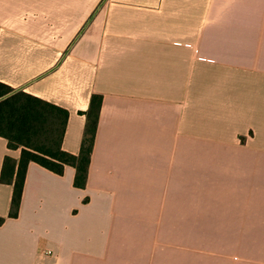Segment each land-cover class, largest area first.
Listing matches in <instances>:
<instances>
[{"label":"crops","instance_id":"obj_1","mask_svg":"<svg viewBox=\"0 0 264 264\" xmlns=\"http://www.w3.org/2000/svg\"><path fill=\"white\" fill-rule=\"evenodd\" d=\"M0 82L71 154L102 98L83 188L0 182V264H264V0H0Z\"/></svg>","mask_w":264,"mask_h":264},{"label":"trees","instance_id":"obj_2","mask_svg":"<svg viewBox=\"0 0 264 264\" xmlns=\"http://www.w3.org/2000/svg\"><path fill=\"white\" fill-rule=\"evenodd\" d=\"M101 96L90 97L86 123L79 152L62 149V137L68 112L20 89L0 82V136L9 149H20L18 159L5 155L0 170V182L12 186L8 217H16L29 162L62 174L64 167L75 169L73 185L83 188L93 149ZM4 217H0V224Z\"/></svg>","mask_w":264,"mask_h":264},{"label":"built area","instance_id":"obj_3","mask_svg":"<svg viewBox=\"0 0 264 264\" xmlns=\"http://www.w3.org/2000/svg\"><path fill=\"white\" fill-rule=\"evenodd\" d=\"M46 253L51 254L50 251H46Z\"/></svg>","mask_w":264,"mask_h":264},{"label":"rangeland","instance_id":"obj_4","mask_svg":"<svg viewBox=\"0 0 264 264\" xmlns=\"http://www.w3.org/2000/svg\"><path fill=\"white\" fill-rule=\"evenodd\" d=\"M49 251V250H48ZM45 253H46V251H45ZM50 253H51V251H50ZM46 254H48V253H46Z\"/></svg>","mask_w":264,"mask_h":264}]
</instances>
